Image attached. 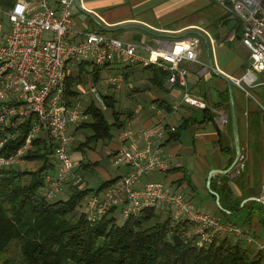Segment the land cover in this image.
<instances>
[{"label": "crops", "instance_id": "1", "mask_svg": "<svg viewBox=\"0 0 264 264\" xmlns=\"http://www.w3.org/2000/svg\"><path fill=\"white\" fill-rule=\"evenodd\" d=\"M72 15L74 38L78 36L76 33L84 30L103 32L123 41L141 44L144 48H138L137 51L144 56L164 51L177 39L199 40L195 47L197 62L183 60L179 64L187 68L184 88L177 83L169 85L167 75L162 78L161 74L155 72L153 67L156 65L144 67L109 63L102 66L96 82L90 83L88 75L75 88L80 102L88 103L92 99L97 105L100 103L106 108L103 96H110L115 105L117 98L124 94L123 83L128 82L129 92L141 97L143 103L137 99L133 108L125 106V109H119L131 112L130 118L121 128L114 127L116 131H113L111 140L97 141L92 149L81 151L76 148L82 141L79 137L85 134L77 131V125L70 126L69 131L75 137L71 152L83 156L87 151L89 156L92 151L99 150L111 160L120 148L129 151L144 149L145 140L140 138L132 142L128 138L122 139L120 132L123 128L137 132L151 127L160 119L155 108L161 109L166 124H174L178 136L169 139L172 133L168 131L167 137L160 143L159 157L165 161L166 168L150 171L144 177L183 192L196 207L242 226L246 234L252 238L260 237L264 245V228L255 220L251 226L245 223L246 214H250L246 206L252 201L264 204V122L261 113H264V109L260 105L264 86L253 87L252 96H246L227 80V76H241L250 63L249 52L240 41L239 20L228 14L215 0H79V7L74 2ZM97 23L109 28L136 24L149 32L138 27L108 32ZM159 70L162 74L166 71ZM111 72L121 78L117 85L106 82V78L113 75ZM259 78L260 81L264 79V72L259 74ZM88 85L94 86L100 100H96L94 94L86 90ZM110 86H115L116 95L109 93ZM185 92L200 99L206 107L182 102ZM173 105H177V108L172 109ZM236 145L243 156V167L240 171L234 167L225 173L236 156ZM73 160L75 165L85 162L80 156ZM87 161L91 163L90 166L75 169L82 178V171H91L98 166L95 158L89 157ZM52 162L55 164L53 158ZM23 163L33 166L31 161L25 160ZM113 169L114 174L108 175L99 185L87 184V181L85 186L100 188L126 172L124 165L114 164ZM101 171L107 175L105 169L101 168ZM213 192L219 197L218 202ZM218 203L220 206L222 204L224 210L217 207ZM211 204L215 209H205ZM256 209L260 210L257 206Z\"/></svg>", "mask_w": 264, "mask_h": 264}, {"label": "built area", "instance_id": "2", "mask_svg": "<svg viewBox=\"0 0 264 264\" xmlns=\"http://www.w3.org/2000/svg\"><path fill=\"white\" fill-rule=\"evenodd\" d=\"M9 7L0 6L8 31L0 29V166H18L25 161V154L32 150L33 139L46 133L53 144L54 170L45 175V185L40 190L47 200L60 195L65 186L82 180L73 174L75 162L71 146L75 140L70 126L78 125L83 119V108L78 98L67 104L64 97V81L80 62H86L87 71L92 65L103 66L119 63L125 66L154 64L167 71V83L186 86L187 68L180 66L185 60L197 62L196 45L198 38L191 41L174 40L164 51L144 56L137 51L141 44L123 41L103 32L84 30L76 38L72 35L74 0H13ZM240 22V41L249 52L250 63L240 77H230L236 87L245 95L248 88L264 85L259 74L264 72V0H215ZM0 23V28H1ZM90 80V79H88ZM119 75H110L106 82L117 85ZM91 81V80H90ZM92 82V81H91ZM96 100H100L93 85L88 87ZM182 102L205 108L200 99L185 92ZM264 109V92L260 101ZM173 105L172 109H176ZM214 110H217L214 108ZM159 120L151 127L137 132L123 128L122 139L135 142L142 138L144 149L129 151L123 148L113 155L115 165H124L126 172L113 180L109 187L92 189L86 194L80 206L88 220H100L104 216L125 219L140 210L153 207L170 212L174 222L188 220L190 233L196 245L213 242L219 235L235 239L247 238L242 226L230 220H223L217 214L196 207L185 194L168 188L156 180H143V176L155 169H165V161L159 157L160 143L173 132L175 125L165 122L161 109L155 108ZM31 120L30 129L24 142L9 155L3 154L8 140L18 137L20 125ZM2 133V134H1ZM235 169L243 167V156L239 154ZM258 250L263 251L262 244Z\"/></svg>", "mask_w": 264, "mask_h": 264}, {"label": "trees", "instance_id": "3", "mask_svg": "<svg viewBox=\"0 0 264 264\" xmlns=\"http://www.w3.org/2000/svg\"><path fill=\"white\" fill-rule=\"evenodd\" d=\"M13 2L0 0V6H11ZM86 64L80 62L76 73L64 81L67 104L77 98L75 88L88 75L92 82L100 76L102 66L92 65L88 72ZM156 67L155 72L165 78L167 72L162 74ZM103 100L106 108H112V121L91 99L83 112L90 119L76 127L90 130L76 147L81 151L91 147L92 142L111 140V127L123 124L121 114L128 118L132 114L115 110L110 96H103ZM30 126L31 120L27 119L20 125L18 137L8 140L1 152L9 155L15 151ZM171 133L169 139L178 136L176 129ZM32 145L25 160L33 162V166H0V264H264L261 250L253 252L241 239L229 235H219L212 243L197 246L188 220L174 222L170 212L153 207L122 220L104 216L90 221L81 211L80 202L94 188L83 185L82 177L76 184L69 182L66 197L57 195L47 200L40 190L45 185V175L54 168L53 144L46 133H41ZM90 164L81 161L73 172ZM108 182L96 189L109 187L113 180ZM246 208L250 214H246L245 223L251 226L255 220L264 228V204L252 201Z\"/></svg>", "mask_w": 264, "mask_h": 264}, {"label": "rangeland", "instance_id": "4", "mask_svg": "<svg viewBox=\"0 0 264 264\" xmlns=\"http://www.w3.org/2000/svg\"><path fill=\"white\" fill-rule=\"evenodd\" d=\"M7 7H9V6H7ZM0 23L2 24L1 25V32H3V33H6L7 31H8V23H7V20H6V18H5V16H4V14H2V13H0ZM115 37H117V36H115ZM244 72V71H243ZM76 72L75 71H72V74H75ZM113 75L114 74H117V73H115V72H111ZM238 77H240V76H238ZM230 83H232L230 80H228ZM260 81V80H259ZM90 83H92L91 81H90ZM232 84H234V83H232ZM260 85V84H259ZM263 85V84H262ZM264 86V85H263ZM88 87H89V85H88ZM88 87H87V91H88ZM115 86H110L109 88H108V91H109V93H114L115 95L117 94L114 90H115V88H114ZM122 89H123V92H124V94H122L119 98H117V103L115 104V105H113L114 106V109L115 110H119V109H125V106H127V107H134L135 106V104L138 102L137 101V99H139L140 100V102L141 103H143V99H141V97H139V96H135L134 94H131V92H129V91H131L130 90V87H129V85H128V82H125V83H123V85H122ZM253 88H248V90H249V95H246V96H252V92H253V90H252ZM87 94H90L89 92H87ZM82 103V102H81ZM86 103L87 102H85V103H82L81 104V107L83 108V109H85V105H86ZM98 105L101 107V108H103V113H104V115L106 116V118L109 120V121H112V115H111V113H112V108H108V109H106V108H104L103 107V105L102 104H100V103H98ZM262 113V116H263V118H262V120H263V122H264V113L263 112H261ZM86 116V115H85ZM83 117V119L81 120V121H86V120H89L90 118L87 116V117ZM128 120V117H127V115L126 114H121V121H123V124H122V126L124 125V123L126 122ZM121 126V127H122ZM120 127V128H121ZM77 131L79 132L80 131V133L81 134H85V135H88V134H90V130L89 129H87V128H78L77 129ZM111 131H112V133H113V131H116L115 130V128L114 127H111ZM80 139H82V140H84V136L81 138V136L79 137ZM79 139V140H80ZM97 144V141L96 142H92V146L91 147H93V146H95ZM91 147H89V148H87V149H92ZM96 147H98V145L96 146ZM72 150V149H71ZM90 151H92V150H90ZM71 154H72V156H73V158L74 157H77V156H80V158L81 157H83V160L84 161H87L88 160V158L89 157H92V158H95L96 160H98V166L94 169V170H84V171H82V174L84 175V178H83V185L88 181V183L87 184H91V185H94V186H96L97 184L99 185L104 179H106V178H108V175H110V174H114L113 172H114V169H113V167H114V164H113V162H112V158H111V160H110V158H107L106 156H105V154H104V152L103 151H99V150H94V151H92L91 152V154L88 156L87 155V151H86V153L85 154H83V156H82V154H80V153H76V152H71ZM79 154V155H78ZM253 158H255V157H253ZM237 161H239L238 159H237ZM78 162V161H77ZM237 163V162H236ZM113 165V166H112ZM18 167L19 168H24V167H29V166H26V163H22V164H20V165H18ZM235 167V166H234ZM233 167V168H234ZM101 168H103V169H105L106 171H107V175L105 176L104 175V173L101 171ZM75 172H77V171H75L74 170V172H73V174H75ZM79 174V173H78ZM80 175V174H79ZM144 177V176H143ZM150 177H147V176H145L144 177V179L145 180H148ZM89 186V185H88ZM67 187L65 186V189H64V191L61 193V194H63V195H59V197L60 196H62L63 198L64 197H66V194H67ZM263 201H264V199H263ZM218 207V206H217ZM215 209L214 208V206H213V204H211V206H209V207H205V209ZM209 209V210H210ZM120 220H122V218H120ZM235 220V219H234ZM237 222V221H236ZM253 240H248L247 238L245 239V238H241V240H242V243L246 246V247H248V249L249 250H252L253 252L254 251H256V250H258L259 248H258V244H262V246H263V251H264V245H263V241H262V239L260 238V237H253L252 238Z\"/></svg>", "mask_w": 264, "mask_h": 264}, {"label": "water", "instance_id": "5", "mask_svg": "<svg viewBox=\"0 0 264 264\" xmlns=\"http://www.w3.org/2000/svg\"><path fill=\"white\" fill-rule=\"evenodd\" d=\"M75 2V5L77 7H79V0H74ZM97 25H99L102 29L106 30V31H116V30H119V29H122V28H127V27H138V28H141L145 31H147L144 27L140 26V25H136V24H125V25H120V26H117V27H114V28H109V27H106L105 25H101L100 23H97ZM149 32V31H147ZM228 80V79H227ZM235 158L234 160L230 163L229 167L227 168V170H225V173L226 172H229L232 170V168L235 166L236 162H237V159L239 157V148L238 146L236 145L235 146ZM214 193V192H213ZM215 197H217V202H218V196L216 193H214ZM218 207L221 208L220 204L218 203Z\"/></svg>", "mask_w": 264, "mask_h": 264}]
</instances>
